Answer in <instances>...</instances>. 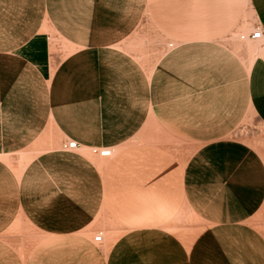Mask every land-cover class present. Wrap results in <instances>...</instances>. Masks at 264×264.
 <instances>
[{"label":"crops","instance_id":"0c3cea01","mask_svg":"<svg viewBox=\"0 0 264 264\" xmlns=\"http://www.w3.org/2000/svg\"><path fill=\"white\" fill-rule=\"evenodd\" d=\"M258 25L264 0H0V264H264V137L235 135L264 127Z\"/></svg>","mask_w":264,"mask_h":264},{"label":"built area","instance_id":"2783aa9c","mask_svg":"<svg viewBox=\"0 0 264 264\" xmlns=\"http://www.w3.org/2000/svg\"><path fill=\"white\" fill-rule=\"evenodd\" d=\"M264 34L262 31L261 26H258L252 30L251 33H243L240 35L241 40H246V39H252V40H258L263 38ZM169 46H173V43H170ZM80 145L78 144L77 141L75 140H67L62 144V148L66 150H73L79 148ZM92 153L98 154L101 157H110L113 155V149L110 147H92L91 149ZM94 240L97 242H101L103 240V234L102 232L98 233L95 237Z\"/></svg>","mask_w":264,"mask_h":264},{"label":"rangeland","instance_id":"374dc122","mask_svg":"<svg viewBox=\"0 0 264 264\" xmlns=\"http://www.w3.org/2000/svg\"><path fill=\"white\" fill-rule=\"evenodd\" d=\"M258 26H256V27H258ZM243 33L248 34L249 32L244 31L242 33H238L237 35H234L235 40H237V38L239 40L240 35ZM238 40H237V42H240V40L239 41ZM246 42L248 44H251L254 41H251L249 39V40H246ZM235 135H237L238 137H243V138L247 139L248 141H250L254 144H257L258 141H260L261 138L264 137V127L259 122H257L256 120H254L252 122H243L239 126V128L235 131ZM255 221H256L257 225H259V227H261V229H264V224H262V219L260 217L257 218Z\"/></svg>","mask_w":264,"mask_h":264}]
</instances>
